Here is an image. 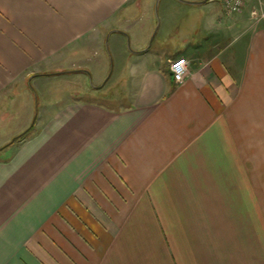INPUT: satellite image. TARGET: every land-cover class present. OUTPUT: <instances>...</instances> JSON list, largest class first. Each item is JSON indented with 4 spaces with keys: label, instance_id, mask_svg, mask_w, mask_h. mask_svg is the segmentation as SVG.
I'll list each match as a JSON object with an SVG mask.
<instances>
[{
    "label": "crops",
    "instance_id": "crops-1",
    "mask_svg": "<svg viewBox=\"0 0 264 264\" xmlns=\"http://www.w3.org/2000/svg\"><path fill=\"white\" fill-rule=\"evenodd\" d=\"M181 3H160L153 35L131 32L141 0H0V264H264V11L208 0L200 48H128V32L136 51L160 30L188 40ZM111 52L130 94L42 96L54 77L102 82Z\"/></svg>",
    "mask_w": 264,
    "mask_h": 264
},
{
    "label": "rangeland",
    "instance_id": "rangeland-1",
    "mask_svg": "<svg viewBox=\"0 0 264 264\" xmlns=\"http://www.w3.org/2000/svg\"><path fill=\"white\" fill-rule=\"evenodd\" d=\"M164 1H176V0H160V3ZM187 1H200V0H187ZM218 3H222V0H216ZM142 3L146 4H152V7L150 10L145 11V13L142 15L140 20H137V22L132 27L131 32H135L139 29H141L142 25L144 23L150 22L154 26V33L158 30L160 27L161 19L163 16V11L161 9V4L158 3L157 0H141ZM206 4V3H205ZM205 4H190L183 2L181 3V15L179 21L181 24L186 23L187 27L191 28L189 31L190 38L188 40L183 39L180 37V34L178 32L168 34V36L162 37V31H159V35H155V38L152 41L151 44V50L155 53H158L162 56L163 59H166L167 56H173L178 52H184L189 50V46L191 45L192 49L200 48L202 44L205 43V41L208 40V36L203 32V8H205ZM144 10V9H143ZM147 10V9H146ZM225 12L230 16H244V22H252V20L258 19L260 15L263 14L264 11V0H243L242 2V8L239 12H232L230 13L227 11V9L224 7ZM149 17V19H148ZM192 22V24H188ZM196 24H198V28H196ZM148 26V25H147ZM240 27H242L240 25ZM241 30L235 29V31ZM131 32H128V42L130 47L128 48L130 50L136 51V45L137 43L133 42L131 39ZM178 33V34H177ZM152 35V37H153ZM118 37V35H114L113 38H111L109 42V46L111 47V50H115V38ZM152 37L150 38L149 42L151 41ZM226 44V42H225ZM138 47V46H137ZM147 47V46H146ZM100 49V50H99ZM138 49V48H137ZM85 51H82V56H84V62L91 65V67H94L95 65L99 64V62H102L103 55L101 52V45H99V41H92L89 40L87 42V47L84 49ZM140 51V50H139ZM102 59V60H101ZM112 59V60H111ZM101 60V61H100ZM118 59H116L111 52L110 60H109V70L106 74L104 80L102 82L98 83L97 81H94L92 83L89 82L91 85H98L99 87L103 86L105 82L107 81L106 87L102 91H94L93 88L90 87L88 84L87 79L83 75H74V74H68L63 77H54L48 79L46 82L49 81V83H46L42 86L43 95L42 96H58V97H67L69 90H72L75 95L78 93L80 95H86L93 98V96H96L95 98L97 100H118L124 97L125 94H130V90H124L126 88L123 86L125 83H120L119 81L123 80L124 78L120 79L119 74L113 79L114 71H116V67L118 66ZM172 59H168V63ZM103 64V63H102ZM112 75V77H111ZM128 78V77H127ZM125 78V82L127 80ZM124 87V88H123ZM49 91V94H46V92ZM63 94V95H62ZM96 94V95H94ZM101 96V97H100ZM107 99V100H105ZM117 102V101H116ZM114 103V102H113ZM38 106V105H37Z\"/></svg>",
    "mask_w": 264,
    "mask_h": 264
},
{
    "label": "built area",
    "instance_id": "built-area-1",
    "mask_svg": "<svg viewBox=\"0 0 264 264\" xmlns=\"http://www.w3.org/2000/svg\"><path fill=\"white\" fill-rule=\"evenodd\" d=\"M243 0H223V5L229 11L239 12L242 8ZM169 69L175 82L180 83L189 72V59L187 57H177L170 61Z\"/></svg>",
    "mask_w": 264,
    "mask_h": 264
},
{
    "label": "water",
    "instance_id": "water-1",
    "mask_svg": "<svg viewBox=\"0 0 264 264\" xmlns=\"http://www.w3.org/2000/svg\"><path fill=\"white\" fill-rule=\"evenodd\" d=\"M182 2H186V3H190V4H201V3H206L208 2V0H200V1H187V0H180ZM158 3H160V0H157V5ZM152 41H153V38L152 40L150 41V43L148 44V46L146 48H144L143 50H140V51H134V52H144L146 50H148L150 47H151V44H152ZM106 44H108V39L106 41ZM128 46L130 47L129 45V42H128Z\"/></svg>",
    "mask_w": 264,
    "mask_h": 264
},
{
    "label": "trees",
    "instance_id": "trees-1",
    "mask_svg": "<svg viewBox=\"0 0 264 264\" xmlns=\"http://www.w3.org/2000/svg\"><path fill=\"white\" fill-rule=\"evenodd\" d=\"M28 131H30V129L29 130H27V131H25V132H23L22 134H20L19 136H17L16 137V139H18V138H20V137H23V136H25L27 133H28Z\"/></svg>",
    "mask_w": 264,
    "mask_h": 264
}]
</instances>
